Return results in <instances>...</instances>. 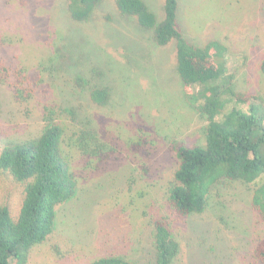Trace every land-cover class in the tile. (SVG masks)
I'll return each instance as SVG.
<instances>
[{
    "label": "rangeland",
    "instance_id": "374dc122",
    "mask_svg": "<svg viewBox=\"0 0 264 264\" xmlns=\"http://www.w3.org/2000/svg\"><path fill=\"white\" fill-rule=\"evenodd\" d=\"M144 1L162 20L164 0ZM177 21L190 42L227 48L235 90L256 96L264 112V0H178ZM175 54L174 43L156 46L114 0H103L85 22L70 18L67 0H0V69L24 68L37 82L34 97L20 104L0 72V147L37 138L49 120L44 109L56 114L60 107L111 151L59 207L53 233L28 264H89L103 256L154 264L152 221L160 217L180 245L176 264H261L253 251L264 223L250 206L249 185L215 184L201 214L181 217L166 206L174 148L203 145L206 124L184 98ZM97 86L110 91L105 106L89 99ZM136 134L149 144L131 154L126 141ZM22 195V184L0 172V205L16 215Z\"/></svg>",
    "mask_w": 264,
    "mask_h": 264
},
{
    "label": "trees",
    "instance_id": "16d2710c",
    "mask_svg": "<svg viewBox=\"0 0 264 264\" xmlns=\"http://www.w3.org/2000/svg\"><path fill=\"white\" fill-rule=\"evenodd\" d=\"M102 1L67 0L69 16L75 22H85ZM114 6L121 16L134 18L141 31L151 32L156 46L174 43L175 70L184 98L205 118L203 145L174 148L177 168L167 188V208L181 217L201 214L215 184L239 182L250 186V206L264 223V112L256 96L235 90L225 58L227 48L217 40L203 45L187 40L177 21L178 0H164L160 21L144 0H114ZM261 67L264 73V58ZM0 72L6 76L1 83L17 103L34 97L37 82L29 81L24 68L13 72L1 68ZM11 76L14 79L9 81ZM109 98L107 87L89 90V99L97 106H105ZM63 113L60 107L56 114L45 108L43 116L49 120L37 138L0 147V172L23 186L16 215L7 205H0V264L29 263L33 250L53 233L59 207L74 198L85 175L98 171L111 152L94 130L80 128ZM126 144L135 154L149 143L136 134ZM152 228L154 264H176L180 245L168 220L156 218ZM253 254L264 264V236ZM89 264L135 263L103 256Z\"/></svg>",
    "mask_w": 264,
    "mask_h": 264
}]
</instances>
